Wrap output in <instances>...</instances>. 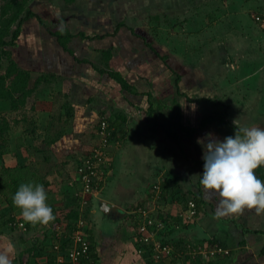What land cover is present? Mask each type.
<instances>
[{
    "label": "crops",
    "instance_id": "crops-1",
    "mask_svg": "<svg viewBox=\"0 0 264 264\" xmlns=\"http://www.w3.org/2000/svg\"><path fill=\"white\" fill-rule=\"evenodd\" d=\"M39 1L37 17L22 23L11 49L29 71L31 91L15 109L2 102L0 110L28 121L16 144L12 125L4 133L3 161L27 167L28 182L44 186L55 220L27 222L0 196V251L12 246L13 264H51L56 225L66 235L74 230L76 220L64 219L71 210L87 221L90 251L81 264H264V211L215 217L220 197L199 183L204 161L197 142L209 132L220 140L234 136L235 119L264 128V30L254 20L264 16V0ZM47 25L69 30L66 47ZM210 113L216 119L201 126ZM103 117L114 132L104 182L84 194L77 167L98 142ZM255 173L264 181V166ZM172 189L181 196L167 194ZM187 199L199 210L186 221ZM104 202L114 208L101 211ZM137 207L178 220L159 234L174 244L173 257L138 252ZM12 216L26 228L12 225ZM209 239L229 254L188 251L191 241Z\"/></svg>",
    "mask_w": 264,
    "mask_h": 264
},
{
    "label": "clouds",
    "instance_id": "clouds-1",
    "mask_svg": "<svg viewBox=\"0 0 264 264\" xmlns=\"http://www.w3.org/2000/svg\"><path fill=\"white\" fill-rule=\"evenodd\" d=\"M233 123L234 136L220 140L209 132L197 140L202 145L204 161L199 183L220 197L216 218L237 214L246 208L258 213L264 211V181L255 173L264 166V128L241 125L238 119ZM47 199L44 186L35 182L20 184L12 197L24 220L34 225L55 220ZM11 253L12 246L0 251V264H13Z\"/></svg>",
    "mask_w": 264,
    "mask_h": 264
},
{
    "label": "trees",
    "instance_id": "trees-1",
    "mask_svg": "<svg viewBox=\"0 0 264 264\" xmlns=\"http://www.w3.org/2000/svg\"><path fill=\"white\" fill-rule=\"evenodd\" d=\"M33 1H38V0H33ZM61 1L65 4H70L74 0H61ZM29 2H30L29 0H3L2 3H0V68L1 66L4 65V62L7 61V64L3 72L0 70V109L2 107V102H4L5 100L10 102L11 109L17 108L19 105L25 102L26 97L29 96L30 91H31L30 89H28V82L30 79L29 71L20 67L15 61V59L11 56L12 55L11 47H14L16 44V40L21 33L22 23L30 17H37V13L32 11ZM41 22L43 21L41 20ZM45 28L50 35L58 39V42L62 45V47H66L67 41L72 36V34H70L67 28L62 27V26H56V25H47L45 26ZM39 81L40 79L36 81V84ZM216 100L217 99H215V101ZM219 106L223 108L224 111H226L227 105L220 103ZM103 119L108 122L109 128L111 129V133L108 136V144H109L111 138L113 137L114 132H113V128L111 127L112 124L105 117L100 119L98 123V127L100 125L101 120ZM215 119L216 117L206 115L203 117L201 121V126L204 125L205 122L213 121ZM223 121L226 123H229L225 119V115L223 116ZM7 129H8V124L3 115V117H0V138L3 137V134L5 133V131H7ZM1 142L2 141L0 140V148H1L0 150V162H1L0 164V196L3 197L4 201H6L7 208L10 209L13 213L14 210H17L19 208H17L13 204L12 197L14 193L17 191L20 184L28 182L29 179H27V173H29V170L27 169V167H23V166H15L13 168H10V167L3 165L4 151L2 150V147L4 149V143L3 142L1 143ZM101 168L103 170V166ZM103 176H104V172H103ZM103 182H98V185H96L94 189L98 191L101 185L103 184ZM152 189L158 193L160 186L158 184H153ZM181 193L182 192H178V191L174 192L173 189L172 191H167V194H171V196L172 197L175 196V198L176 197L179 198L181 196ZM167 194L161 193L160 199L163 198L165 200V197L167 196ZM154 200L159 201L157 196L154 197ZM189 203H193L192 209L195 211V215H196L199 210V205L197 204V201L194 199H189V200L187 199L185 203V210H184L185 213H187L189 209H191L189 207ZM137 208H135L134 211ZM149 214L150 216L153 217L155 222L163 221L166 223L167 226L168 224L169 226H172L173 222L178 224V220L176 219L175 221V219L168 214H165V215L159 214L158 218H156V216L154 217L153 214H151L150 212ZM64 217H65L64 219L77 220L79 218V213L77 211L70 210V212H67ZM9 218H12L11 219L12 225H16V227L20 228L18 223L23 222L26 228V223L24 221L16 220L14 219V216L9 217ZM170 219L172 221H170ZM57 220H59V218H57ZM136 228H137V225H135V233L137 237L138 234H137ZM202 244L203 242H200L197 245H202ZM204 245L206 247L219 246V247H223L224 249H226L222 243L215 241L213 239H209L205 241ZM227 250H228L227 254H229L230 250L229 249ZM221 254L223 255L224 253H221ZM145 255L149 257V253H145ZM214 256H217V255H214ZM50 259L52 261L51 262L52 264L53 258L50 257ZM161 259H158V260H161Z\"/></svg>",
    "mask_w": 264,
    "mask_h": 264
},
{
    "label": "built area",
    "instance_id": "built-area-1",
    "mask_svg": "<svg viewBox=\"0 0 264 264\" xmlns=\"http://www.w3.org/2000/svg\"><path fill=\"white\" fill-rule=\"evenodd\" d=\"M255 22L264 29V16L255 15ZM111 133L109 124L106 120H101L97 130L99 141L82 157L78 167L77 176L81 184V191L84 194L96 192L94 189L98 182L104 181L102 165L106 159V148L108 145V136ZM88 203L86 197L81 196V204ZM189 211L185 213L184 218L192 220L195 211L192 209L193 203H189ZM137 222V237L139 253H149V257L158 260L166 257H173L175 252L174 244L162 237L160 233L167 227L163 221L155 222L150 216L147 208L138 207L135 211ZM19 227L25 228L23 222H19ZM53 240L55 241L50 249L53 256V264H81L82 260L88 258L90 244L87 237V221L80 217L75 221L74 230L66 235V231L61 226L56 225L53 231ZM188 251L192 255L214 256L221 253L227 254L228 250L223 247L214 246L206 247L204 244L197 245L193 243L187 244Z\"/></svg>",
    "mask_w": 264,
    "mask_h": 264
},
{
    "label": "rangeland",
    "instance_id": "rangeland-1",
    "mask_svg": "<svg viewBox=\"0 0 264 264\" xmlns=\"http://www.w3.org/2000/svg\"><path fill=\"white\" fill-rule=\"evenodd\" d=\"M2 1L3 0H0V3H2ZM30 2H29V4H30V7H31V9H32V11H34V12H37V14H38V5L39 4H41V2L38 0V1H33V0H29ZM11 49H14V47H11ZM13 51V50H12ZM13 54L14 53H12V57H13ZM6 64H7V61L6 62H4V65L3 66H1V68H0V70L3 72V70H4V68H5V66H6ZM217 100H219L220 101V99L219 98H216ZM3 107H1V109H2ZM1 114H3L4 115V118L6 119V122H7V124H8V128H9V126L10 125H12V127H13V130H14V132L15 133H17V135H14V137H11V141L14 143V144H16L17 142V139L19 138V137H16V136H18L19 135V133L23 130L22 129V125H21V122H23V123H25V124H27L28 123V121H24L25 120V118H23V116L22 115H18V113H13V112H8V111H2V110H0V117H3V115H1ZM208 116H212V117H216V113H213V114H209ZM214 121V120H213ZM209 122H211V121H207V122H205V123H209ZM5 133H6V131H5ZM0 140L4 143V140H5V135L3 134V137H1L0 138ZM99 141V140H98ZM1 142V143H2ZM16 142V143H15ZM14 144H12V145H14ZM0 150H1V148H0ZM2 150L3 151H5V147H4V149H3V147H2ZM33 150H31V152H32ZM3 156H4V154H3ZM8 161V160H7ZM0 164H1V162H0ZM3 165L4 166H6L5 165V158H4V162H3ZM8 167V166H7ZM34 172L36 173V174H40L39 176H41L42 174L41 173H39L38 172V170H34ZM185 222V221H184ZM25 226V225H24ZM43 227H44V225H43ZM24 228V227H23ZM190 243H194V242H190Z\"/></svg>",
    "mask_w": 264,
    "mask_h": 264
},
{
    "label": "water",
    "instance_id": "water-1",
    "mask_svg": "<svg viewBox=\"0 0 264 264\" xmlns=\"http://www.w3.org/2000/svg\"><path fill=\"white\" fill-rule=\"evenodd\" d=\"M114 207L110 206L108 203L104 202L100 205V210L103 212H109V209H113Z\"/></svg>",
    "mask_w": 264,
    "mask_h": 264
}]
</instances>
